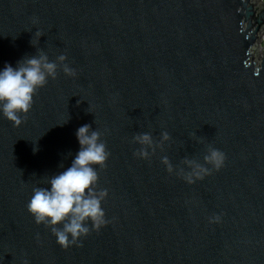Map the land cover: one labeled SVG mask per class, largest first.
<instances>
[{"label":"water","instance_id":"water-1","mask_svg":"<svg viewBox=\"0 0 264 264\" xmlns=\"http://www.w3.org/2000/svg\"><path fill=\"white\" fill-rule=\"evenodd\" d=\"M260 7L0 0V69L40 48L53 61L66 55L77 73L61 66L20 126L0 114V264H264ZM37 30L44 36L34 47ZM85 124L110 153L97 185L109 193L108 223L65 249L27 204L33 188L71 166ZM165 131L171 139L161 148ZM145 132L158 147L141 159L133 138ZM210 147L226 154L225 165L195 183L162 163L167 156L190 172L187 161L204 164Z\"/></svg>","mask_w":264,"mask_h":264},{"label":"clouds","instance_id":"clouds-1","mask_svg":"<svg viewBox=\"0 0 264 264\" xmlns=\"http://www.w3.org/2000/svg\"><path fill=\"white\" fill-rule=\"evenodd\" d=\"M42 36L44 35L37 30L31 44L37 47ZM67 59L66 55L61 54L53 61L39 48L37 55L25 57L15 67L6 63L0 69V114L14 126H20L30 113L38 90L45 87L50 78L57 77L61 66L65 75H77ZM101 136L102 133L97 129L93 130L90 124L80 126L76 132L80 150L71 166L50 176L47 187L33 188L27 204L35 222L50 228L57 243L65 249L73 245L82 246V238H86L92 229L99 230L108 223L102 205L109 193L107 189L97 190L98 169L106 167L110 156ZM170 139L169 133L163 132L159 147L162 148L163 142ZM133 140L140 145L135 155L141 159L150 158L158 147L148 132L136 134ZM38 150V146L34 147V152ZM204 161V164L187 161L192 170L177 172L169 158L162 157V163L168 172L182 176L189 184L202 180L211 174L213 168L220 170L225 165L226 154L210 147ZM215 220H219V216Z\"/></svg>","mask_w":264,"mask_h":264},{"label":"rangeland","instance_id":"rangeland-1","mask_svg":"<svg viewBox=\"0 0 264 264\" xmlns=\"http://www.w3.org/2000/svg\"><path fill=\"white\" fill-rule=\"evenodd\" d=\"M257 1L260 3V5L263 4L264 6V0H257ZM260 5L257 6V8H261ZM260 34H261V39L258 42L257 48L254 51V54H257V58L255 59V63L257 66L261 64L262 58L264 56V28Z\"/></svg>","mask_w":264,"mask_h":264},{"label":"bare ground","instance_id":"bare-ground-1","mask_svg":"<svg viewBox=\"0 0 264 264\" xmlns=\"http://www.w3.org/2000/svg\"><path fill=\"white\" fill-rule=\"evenodd\" d=\"M252 3H254V5L257 7L260 5V3L257 0H252Z\"/></svg>","mask_w":264,"mask_h":264}]
</instances>
